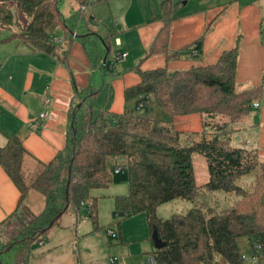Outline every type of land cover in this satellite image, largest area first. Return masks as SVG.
Wrapping results in <instances>:
<instances>
[{"label":"trees","instance_id":"1","mask_svg":"<svg viewBox=\"0 0 264 264\" xmlns=\"http://www.w3.org/2000/svg\"><path fill=\"white\" fill-rule=\"evenodd\" d=\"M61 1L0 0V29L9 32L3 41L16 40L64 61L72 42L80 40L95 66L105 64L104 58L111 53V34L102 35L94 27L98 19L93 14L85 15L83 7L88 0H74L78 6L67 14L61 9ZM161 7L163 26L146 48L145 56L132 68L140 81L125 89V97L140 100L149 95L142 108L153 103L168 118H155L149 109L139 114V108L129 106L119 115L104 111L95 117L99 89L90 84L82 89L75 86L78 103L70 110L66 144L50 161L31 167L21 138L8 136L7 142L0 145V166L21 195L16 210L0 223L5 234L0 247L1 264L5 254L11 256L13 264L19 263L34 241L59 225L70 207H86L97 228V197L92 190L117 180L127 181L130 186L128 194L115 195L118 216L145 212L151 238L156 228L166 243L151 252L155 264H245L238 246L240 237L247 239L251 254L264 260V161L256 149L233 145L228 135H218L233 131L231 124L250 112L253 100L262 96L263 86L236 90L240 36L235 46L224 50L213 64L180 70H170L166 65L142 69L140 63L151 55L165 53L168 59L177 58L186 49L169 47L175 1L163 0ZM59 29L63 40L57 42ZM206 31L191 45L198 55ZM262 38L264 43V28ZM104 68L108 70V65ZM191 113L209 119L227 116L229 120L214 128L220 132L213 136L206 130L189 134L176 129L174 117ZM204 124L210 125L208 120ZM197 153L205 156L209 172V180L201 184L196 181L193 164ZM124 158L127 167L115 173L117 160ZM252 171L256 172L252 187L241 186V177ZM30 189L45 197V206L39 212L24 203ZM206 191H223L232 195L233 201L222 208L196 204L166 219L157 214V207L164 202L196 201ZM20 209L23 215H19ZM12 219L21 226L17 227Z\"/></svg>","mask_w":264,"mask_h":264},{"label":"crops","instance_id":"2","mask_svg":"<svg viewBox=\"0 0 264 264\" xmlns=\"http://www.w3.org/2000/svg\"><path fill=\"white\" fill-rule=\"evenodd\" d=\"M162 1L150 0L152 9L146 10L147 6L143 15L135 20L128 18L134 0H125L123 8H117L118 0H95L87 5L90 14L98 19L94 27L102 35L111 34V53L105 62L108 70L105 64L95 66L92 63L80 40L72 42L67 58L61 61L46 52L31 50L16 40L3 41L9 32L0 29V145H4L10 135L19 136L29 153L31 167L54 158L66 144L70 110L78 103L75 86L82 89L91 84L99 89L94 103L99 115L104 111L119 115L127 106L137 107L139 97L126 100L125 89L140 81L139 74L132 68L145 56L146 48L163 26L160 19ZM174 1L176 8L169 47L170 50L186 49L177 58L168 59L165 53L151 55L140 63L141 68L166 65L170 70H180L213 64L224 50L235 46L240 36L236 90L262 85L263 94L253 100L250 112L243 119L231 124L232 136L238 133L241 138L232 144L256 149L259 159L264 161L263 5L260 0H216L207 7H203L206 0ZM84 13L88 15L86 9ZM19 16L25 19L22 14ZM105 20L115 23L102 32L98 22ZM205 31L202 51L198 55L191 50V45ZM62 35L59 29L57 37ZM122 53H127L124 59L119 58ZM46 97L50 98L49 103L44 102ZM255 102L259 103L258 107L253 106ZM42 113L46 115L41 117ZM204 121L205 115L201 113L177 115L173 119L176 129L189 134L201 132ZM125 163L120 159L115 166ZM20 195L19 188L0 166V223L16 210ZM38 197L35 189H30L24 203L33 208ZM38 201L39 207L44 208L43 199ZM79 212L80 209L70 207L59 225L34 241L17 264H83L80 248H84L86 240L81 234L83 217ZM4 241L2 236L0 247ZM101 244L102 264L116 263L107 259L108 249ZM3 264H13L10 255L3 256Z\"/></svg>","mask_w":264,"mask_h":264},{"label":"rangeland","instance_id":"3","mask_svg":"<svg viewBox=\"0 0 264 264\" xmlns=\"http://www.w3.org/2000/svg\"><path fill=\"white\" fill-rule=\"evenodd\" d=\"M95 0H88V6L91 5ZM117 8H123L125 6V0H118ZM129 1V0H128ZM183 2L185 0H182ZM150 0H134V7L128 12L129 20L137 19L138 15H143L145 8L149 6L146 10L150 11L152 9V4L150 5ZM211 2H216V0H206L204 1L203 7H207ZM263 5L264 11V0H260ZM127 3V2H126ZM124 4V5H122ZM181 4V3H180ZM85 6L86 14H90L88 6ZM61 9L64 13H68L72 7H77L78 3L74 0H62L60 3ZM151 7V8H150ZM20 15V12H18ZM115 21L105 20L98 22L100 31L105 32V28L109 29V26L113 27ZM97 109V107H96ZM146 109H149L150 114L158 119H167L168 115L157 105L150 103L145 108H139L137 111L139 114L144 113ZM95 111V108H94ZM99 116V112L95 111V117ZM205 120H208L210 125L205 126L203 130L209 132V136L216 135L220 130H215L217 126L223 125L229 120L227 116L217 115L213 119H209L205 116ZM199 133V132H198ZM233 131L230 132L222 131L220 136L226 137L227 135L231 137V143H235L236 140H240V136L235 134L232 136ZM234 137V139L232 138ZM234 141V142H233ZM126 158H124L125 160ZM193 164L195 168V175L197 183H205L209 180V172L207 167V161L203 154L197 153L193 157ZM254 171L247 173L241 177L239 184L243 187H252L255 182ZM130 191V186L127 181H113L109 186L104 188H97L92 190V194L97 197L96 202V212H97V222L98 227L96 228L93 224V219L91 215L87 212L86 207L80 209L82 221V236L85 237L86 244L81 247L83 264H102L104 260L103 253L101 252V243L105 244L108 249L106 254L109 261L114 259L117 261L112 264H152L150 261L151 252L154 248L153 239L149 233V227L147 223V218L145 212H140L129 217L118 216L115 209V195L117 194H128ZM38 199L42 198L45 204V197L42 193L35 190ZM35 199L33 202L34 211H41L42 207H39V201ZM233 196L224 193L223 191H206L201 195L196 201H191L187 199H175L171 201L164 202L157 207V214L159 217L166 219L174 213L186 212L189 208L194 205H210L214 208H222L228 206L232 203ZM19 215L22 214V209L19 211ZM124 215V213H123ZM120 221V230L119 222ZM16 226H21L17 219H12ZM4 231V227L0 228V241L1 234ZM87 233L86 235H84ZM115 236H112V234ZM121 233V238H120ZM238 246L241 252L250 255V246L248 241L244 237L238 239ZM111 257V258H110ZM111 262V261H110ZM110 264V263H109ZM245 264H264V260L256 263L251 261H245Z\"/></svg>","mask_w":264,"mask_h":264},{"label":"built area","instance_id":"4","mask_svg":"<svg viewBox=\"0 0 264 264\" xmlns=\"http://www.w3.org/2000/svg\"><path fill=\"white\" fill-rule=\"evenodd\" d=\"M83 8H85V7H83ZM55 40L57 42H60V41L63 40V38L62 37H56ZM126 56H127V53H122L119 56V58L120 59H124ZM148 98H149V95H145L144 98L140 99V101L138 102L137 108L144 107L145 100L148 99ZM44 102L45 103H49L50 102V98L49 97H46L45 100H44ZM253 106L258 107L259 106V103L255 102V103H253ZM45 115H46V113H42L41 114V117H44ZM126 167H127V164H119V165L115 166L114 171H115V173H119V172H122ZM242 257H243V259L245 261H251L252 263L259 262V256L256 255V254H250V255H248V254L243 253ZM111 261L112 262H115V260L112 259V258H111ZM150 261H151L152 264H155L154 258H151Z\"/></svg>","mask_w":264,"mask_h":264},{"label":"water","instance_id":"5","mask_svg":"<svg viewBox=\"0 0 264 264\" xmlns=\"http://www.w3.org/2000/svg\"><path fill=\"white\" fill-rule=\"evenodd\" d=\"M106 62V58H104V63ZM111 130H116V128H110ZM152 239H153V242H154V246L156 248H162L166 245L165 241H163L160 237H159V234H158V231L157 229L155 228L153 233H152Z\"/></svg>","mask_w":264,"mask_h":264}]
</instances>
